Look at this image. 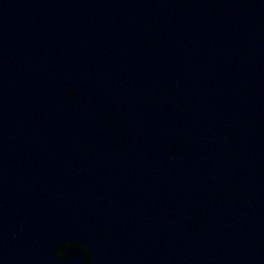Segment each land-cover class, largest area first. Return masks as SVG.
I'll return each mask as SVG.
<instances>
[{
  "label": "water",
  "instance_id": "1",
  "mask_svg": "<svg viewBox=\"0 0 264 264\" xmlns=\"http://www.w3.org/2000/svg\"><path fill=\"white\" fill-rule=\"evenodd\" d=\"M0 264H264V0H0Z\"/></svg>",
  "mask_w": 264,
  "mask_h": 264
}]
</instances>
